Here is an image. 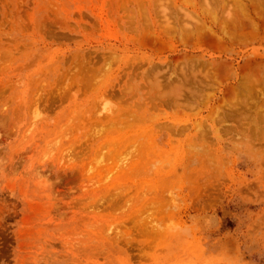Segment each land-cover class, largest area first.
I'll return each mask as SVG.
<instances>
[{"label":"rangeland","instance_id":"374dc122","mask_svg":"<svg viewBox=\"0 0 264 264\" xmlns=\"http://www.w3.org/2000/svg\"><path fill=\"white\" fill-rule=\"evenodd\" d=\"M263 27L264 0H0V264H264Z\"/></svg>","mask_w":264,"mask_h":264},{"label":"bare ground","instance_id":"6f19581e","mask_svg":"<svg viewBox=\"0 0 264 264\" xmlns=\"http://www.w3.org/2000/svg\"><path fill=\"white\" fill-rule=\"evenodd\" d=\"M223 1V0H222ZM236 1H238V0H236ZM240 5V4H239ZM244 7H246V5H244ZM255 7H256V5H255ZM243 8V7H242ZM236 9H237V7H236ZM235 9V11H237ZM239 10H240V8L238 9V14H239ZM234 11V10H233ZM249 11V10H248ZM241 12V11H240ZM252 12V11H251ZM237 13V12H236ZM240 14H242V13H240ZM239 17H240V15H239ZM230 22H233V21H230ZM260 22V21H259ZM249 23H251V22H249ZM258 23V22H257ZM230 23H228V25H229ZM253 24H255L254 22H253ZM231 25V24H230ZM233 25V24H232ZM231 25V26H232ZM202 26V25H201ZM253 26V25H252ZM199 26H197V28H198ZM216 27V26H215ZM218 27V26H217ZM226 26H224V28H225ZM256 27V26H255ZM202 28H203V26H202ZM240 28V27H239ZM254 28V27H253ZM264 28V27H263ZM199 29V28H198ZM206 29V28H205ZM244 29V28H243ZM225 30V29H224ZM245 30V29H244ZM249 30V29H248ZM205 31H207V30H205ZM212 31V30H211ZM217 31H218V29H217ZM216 31V32H217ZM199 32V31H198ZM209 32V31H208ZM225 32H227V31H225ZM243 32V31H242ZM223 33V32H222ZM228 33H229V31H228ZM238 33V32H237ZM165 34V33H164ZM220 34H221V32H220ZM259 34V33H258ZM209 35V37H211L213 40H216V39H218V36L219 35H217L216 33H213V32H211L210 34H208ZM223 35V34H222ZM228 34H226V36H227ZM246 35H247V33H246ZM249 35V34H248ZM184 36V35H183ZM225 36V37H226ZM233 36V34L231 35V37ZM238 37L240 36V34L239 35H237ZM156 37V36H155ZM224 37V36H223ZM229 36H227L226 38H228ZM242 37H244V36H242ZM259 37V36H258ZM235 38V37H234ZM233 38V39H234ZM237 38V37H236ZM235 38V39H236ZM225 39V38H224ZM229 39V38H228ZM234 39V40H235ZM161 40V39H160ZM219 40H221L218 44H219V48H223L224 46H225V42H224V40H222V38L221 39H219ZM246 40V39H245ZM244 40V41H245ZM146 42V41H145ZM225 51V50H224ZM221 52V51H220ZM252 57V56H251ZM186 60V59H185ZM190 63V62H189ZM227 66V65H226ZM264 66V65H263ZM207 68H209V67H207ZM233 68V67H232ZM210 69V68H209ZM209 69H208V72L204 75V76H202L201 78L204 80V78H205V80H209L210 82H212V81H214L215 79H217L216 77H218V72H215V71H213L212 69L213 68H211L210 69V71H209ZM226 69V68H225ZM229 69L231 70V68L229 67ZM256 69V68H255ZM259 69V68H258ZM264 69V68H263ZM188 70V69H187ZM212 70V71H211ZM261 70V69H260ZM195 71V70H194ZM217 71V70H216ZM188 72V71H187ZM249 72H251V71H249ZM261 72H262V70H261ZM264 72V71H263ZM229 73V72H228ZM227 73V74H228ZM231 73V72H230ZM233 73V72H232ZM242 74V73H241ZM245 74V73H244ZM160 75V74H159ZM183 75V74H182ZM191 75V74H190ZM187 76L186 78H188V77H191V76ZM230 75H232V74H230ZM248 75V76H247ZM247 75H244V77L245 78H248V79H252L254 76L253 75H255V73L254 74H247ZM253 77H252V76ZM251 76V77H250ZM195 77H196V79H195ZM193 76V78H194V80H197V76ZM204 77V78H203ZM182 78V77H181ZM186 78H183V80L184 79H186ZM258 78V77H257ZM135 79V78H134ZM221 79V78H220ZM182 80V79H181ZM185 81V80H184ZM190 81H192V77L190 78V79H188V80H186V82H183V81H181V82H183L182 84H184V85H189L188 83H190ZM261 81H263L262 79L260 80V82L259 83H263V82H261ZM166 82V81H165ZM177 82V81H176ZM202 82H204V81H202ZM216 82V81H215ZM252 82V81H251ZM251 82H250V84H251ZM168 83V82H167ZM170 83V82H169ZM178 83H180V82H178ZM197 83H198V81H197ZM249 83V82H248ZM171 84H173L172 82H171ZM182 84H180V85H182ZM204 84V83H203ZM219 84H220V82H219ZM256 84L257 85H259L257 82H256ZM256 84H254V85H256ZM184 85L182 86V87H184ZM210 83H209V87H210ZM221 85V84H220ZM241 85V84H240ZM243 85V84H242ZM253 85V88H255V86ZM257 85H256V87H257ZM261 85V84H260ZM193 86V85H192ZM204 87H206V85H203ZM207 86V87H208ZM169 87V86H168ZM212 87V86H211ZM231 87V86H230ZM233 87V86H232ZM164 88V87H163ZM185 88H187L186 86H185ZM216 88V87H215ZM253 88L251 87V89L253 90ZM147 89H149V88H147ZM190 89V88H189ZM229 89V88H228ZM255 89H257V88H255ZM182 89L180 88V91H181ZM251 90V91H252ZM176 91H177V89H176ZM183 91V90H182ZM228 91H231V90H228ZM258 91H260V90H258ZM156 92V91H155ZM190 92V91H189ZM227 92V91H226ZM199 93H200V91H199ZM228 93L229 92H227L226 94V96L228 97ZM250 93V92H249ZM254 93H256V91L254 92ZM232 94H233V98H234V93H233V91H232ZM231 94V95H232ZM241 94V93H240ZM256 94H258V93H256ZM126 95V94H125ZM190 95H191V97H194V98H196V97H198V93L196 92V91H192L191 90V92H190ZM245 95H247V94H245ZM249 95V94H248ZM247 95V96H248ZM172 96V95H171ZM180 96H182V95H180ZM136 97V96H135ZM231 97V96H230ZM253 97V96H252ZM252 97H250V98H252ZM228 99V98H227ZM230 99V98H229ZM235 99V98H234ZM239 99V98H238ZM176 100H177V98H176ZM229 101V100H228ZM151 102V101H150ZM245 102V101H244ZM248 102V101H247ZM158 102H156V104H157ZM178 104V103H177ZM230 105V104H229ZM248 106V105H247ZM261 106V105H260ZM258 107L259 106H257V109H258ZM262 107V106H261ZM178 109V108H177ZM233 109H234V107H233ZM256 109V108H255ZM260 110V109H259ZM258 110V112H260ZM226 115V114H225ZM234 116H236V115H234ZM246 116V115H245Z\"/></svg>","mask_w":264,"mask_h":264}]
</instances>
